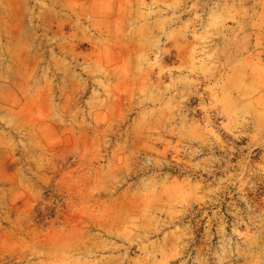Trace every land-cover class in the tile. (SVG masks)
Returning a JSON list of instances; mask_svg holds the SVG:
<instances>
[{
    "label": "rangeland",
    "instance_id": "obj_1",
    "mask_svg": "<svg viewBox=\"0 0 264 264\" xmlns=\"http://www.w3.org/2000/svg\"><path fill=\"white\" fill-rule=\"evenodd\" d=\"M0 264H264V0H0Z\"/></svg>",
    "mask_w": 264,
    "mask_h": 264
}]
</instances>
